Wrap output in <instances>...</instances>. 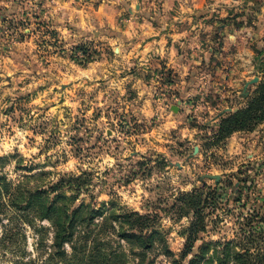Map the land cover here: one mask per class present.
I'll return each instance as SVG.
<instances>
[{
  "label": "rangeland",
  "instance_id": "rangeland-1",
  "mask_svg": "<svg viewBox=\"0 0 264 264\" xmlns=\"http://www.w3.org/2000/svg\"><path fill=\"white\" fill-rule=\"evenodd\" d=\"M262 82L264 0H0L2 202L7 183L61 182L50 198L102 207L95 223L111 211L156 217L180 258L193 214L179 197L202 190L206 231L184 263L205 243L237 241L250 220L264 226V119L227 137L220 123ZM9 208L0 264H41L52 223ZM88 230L91 243L99 227ZM99 238L129 248L118 232ZM153 257L167 261L159 247Z\"/></svg>",
  "mask_w": 264,
  "mask_h": 264
},
{
  "label": "trees",
  "instance_id": "trees-1",
  "mask_svg": "<svg viewBox=\"0 0 264 264\" xmlns=\"http://www.w3.org/2000/svg\"><path fill=\"white\" fill-rule=\"evenodd\" d=\"M263 119L264 82L260 83L258 91L250 97L244 108L230 112L222 118L219 134L227 137L236 131L249 129ZM77 180L81 179L77 178ZM77 183L80 184L75 188L80 190L86 181ZM12 185V183L6 184V201L2 202L0 195V207L4 205L8 208L7 211H3L10 222L5 225L6 232L13 223H16L14 220L16 216L12 215L14 211L9 205L14 210L26 212L25 217H28L30 223L40 218L47 219L53 225V239L48 246L50 251L41 264H128L127 252L136 258L135 264H145L144 262H147L146 264H264V226L257 228L251 224V220L247 223L250 229L247 233H242L237 241L205 243L198 253L184 263L193 252L199 234L206 231L207 201L203 198L202 190L182 193L179 197L178 210L181 215L188 216L192 213L193 216L190 225L184 230L185 249L178 258L170 250L165 235L153 229L156 222L154 216L131 211L122 214L111 211L109 216L98 224L95 223V219L104 214L105 209L102 207L94 208L85 203L79 206L68 205L67 197L63 194L50 198V190L56 191L61 186V182L48 189H27L23 184ZM1 213L0 210V226L3 225ZM257 220L264 224V216ZM91 224H95L99 230L96 236L91 238L90 243L86 235L89 232L87 228ZM107 230L118 232L129 246L127 251L123 248L122 250L118 248L115 252L111 251L109 243L106 245L110 250L99 246L101 243L99 236ZM149 230L151 231L147 234ZM45 243L40 242L42 246ZM67 245L70 250L67 249ZM212 245L215 246L214 252L209 255ZM158 247L167 261L158 262L155 257L147 261L149 253Z\"/></svg>",
  "mask_w": 264,
  "mask_h": 264
},
{
  "label": "water",
  "instance_id": "water-1",
  "mask_svg": "<svg viewBox=\"0 0 264 264\" xmlns=\"http://www.w3.org/2000/svg\"><path fill=\"white\" fill-rule=\"evenodd\" d=\"M257 80H258V77H256L255 79H252L251 81H249V82H247L245 84L244 95H248L247 88H248L249 84L253 83V82L257 81ZM176 108H178V107H176ZM211 177L215 178L217 181L219 180V176L218 175H211Z\"/></svg>",
  "mask_w": 264,
  "mask_h": 264
}]
</instances>
